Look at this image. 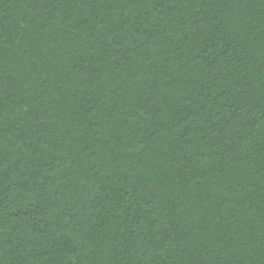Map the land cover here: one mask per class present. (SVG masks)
Instances as JSON below:
<instances>
[{"label": "trees", "instance_id": "16d2710c", "mask_svg": "<svg viewBox=\"0 0 264 264\" xmlns=\"http://www.w3.org/2000/svg\"><path fill=\"white\" fill-rule=\"evenodd\" d=\"M0 264H264V0H0Z\"/></svg>", "mask_w": 264, "mask_h": 264}]
</instances>
